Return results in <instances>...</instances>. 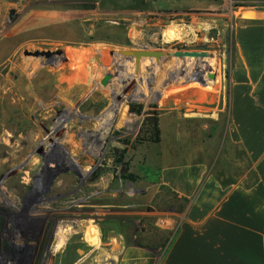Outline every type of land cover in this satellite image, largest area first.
<instances>
[{"label": "rangeland", "instance_id": "1", "mask_svg": "<svg viewBox=\"0 0 264 264\" xmlns=\"http://www.w3.org/2000/svg\"><path fill=\"white\" fill-rule=\"evenodd\" d=\"M91 2L104 13L77 28L74 41L31 39L20 48L6 41L19 20L9 22L6 9L0 8V264H113L114 246L120 243L159 244L166 237L162 226L170 207L153 195L150 185L164 144L145 141L146 119L156 116L161 129L160 120L174 103L181 116L202 112L200 100L194 102L198 92H212L228 76L234 21L245 12L264 11V3L237 9L208 2ZM17 9L22 19L25 11ZM165 31L179 36L165 38ZM134 46L165 49L167 55L159 73L153 61H142V84L132 101L116 106L103 125L113 111L112 91L123 86L116 81L126 83L133 68L109 52ZM56 49L63 55H24ZM180 49L211 56L185 59L180 68L169 54ZM209 70L217 81L206 78ZM108 72H119V78L105 88L99 81ZM181 129L188 134L189 153L202 156L196 126L188 123ZM208 145L212 157L236 154L228 144L220 151L221 144L205 143V149ZM97 168L110 172L88 184ZM66 171L72 179L64 176ZM53 177L64 179L50 188Z\"/></svg>", "mask_w": 264, "mask_h": 264}, {"label": "crops", "instance_id": "2", "mask_svg": "<svg viewBox=\"0 0 264 264\" xmlns=\"http://www.w3.org/2000/svg\"><path fill=\"white\" fill-rule=\"evenodd\" d=\"M0 8L14 9L19 20L6 38L14 48L31 39L74 41L77 28L104 13L91 0H0ZM231 33L228 76L212 92H198L202 112L181 116L174 103L160 120L164 147L150 188L170 207L166 237L150 247L114 246L113 264H264V11L242 14ZM188 123L200 133V157L188 151L181 129ZM212 141L236 154L210 156L204 145Z\"/></svg>", "mask_w": 264, "mask_h": 264}, {"label": "water", "instance_id": "3", "mask_svg": "<svg viewBox=\"0 0 264 264\" xmlns=\"http://www.w3.org/2000/svg\"><path fill=\"white\" fill-rule=\"evenodd\" d=\"M16 17V13L14 9H11L8 13V21L12 22ZM62 49H56L54 51H33L28 52L25 51V56L30 57H44V58H52L55 55L61 56L63 55ZM110 56L117 57L120 59L121 63L130 62L133 64L132 74L130 79L124 83L118 79L117 82L121 83L123 86L116 92L111 94V98H114V103H116L117 107H120L124 101L131 102L130 99L133 93L136 91L138 85L142 84V79L140 78L141 73V63L142 61H153L156 72H160L162 60L166 57L167 51L165 49H149L148 47L134 46L133 49H115L109 52ZM171 57L177 60L178 67L182 68L185 63V59H198L211 56L209 52L203 51H189V50H171L169 51ZM117 67L115 64L110 66V69L116 70ZM122 70L121 68H119ZM119 78L118 72L116 73H105L103 77L100 79L99 84L102 87H107L108 85H114V79ZM206 78L209 81H215L216 75L213 71L209 70L206 74ZM114 95V96H113Z\"/></svg>", "mask_w": 264, "mask_h": 264}, {"label": "built area", "instance_id": "4", "mask_svg": "<svg viewBox=\"0 0 264 264\" xmlns=\"http://www.w3.org/2000/svg\"><path fill=\"white\" fill-rule=\"evenodd\" d=\"M95 2H103L105 0H94ZM164 1H170V2H195V3H201V2H208V3H216L220 6H228L230 8H237L242 9L245 5L249 4H260L264 3V0H164Z\"/></svg>", "mask_w": 264, "mask_h": 264}, {"label": "trees", "instance_id": "5", "mask_svg": "<svg viewBox=\"0 0 264 264\" xmlns=\"http://www.w3.org/2000/svg\"><path fill=\"white\" fill-rule=\"evenodd\" d=\"M142 112L141 107H138L136 109V113L140 114ZM146 122L148 123L146 131H144L145 134V141L149 143H159L160 142V129H159V120L156 116H150L148 115V118L146 119ZM131 180H133V177H129Z\"/></svg>", "mask_w": 264, "mask_h": 264}, {"label": "flooded vegetation", "instance_id": "6", "mask_svg": "<svg viewBox=\"0 0 264 264\" xmlns=\"http://www.w3.org/2000/svg\"><path fill=\"white\" fill-rule=\"evenodd\" d=\"M17 19V16L15 17V19L13 20V21H15ZM12 21V22H13ZM160 143V142H159ZM159 143H155V145L156 144H159ZM122 154L118 157V158H116V160H117V162L119 163V162H122ZM102 172H110L109 170H101V169H98L97 168V170H93L89 175H88V178H87V183L88 184H92V183H96L97 182V180L99 179V177H100V175L102 174ZM64 176H66V177H69L70 176V173L68 172V171H66L65 173H64ZM69 178H71L72 179V177L70 176ZM64 178L63 177H61V178H57V177H53V178H51L50 179V184H49V187L51 188V187H53L54 185H55V183L57 184V183H59V182H61L62 180H63ZM57 181V182H56ZM121 181V180H120ZM64 197V196H63Z\"/></svg>", "mask_w": 264, "mask_h": 264}, {"label": "bare ground", "instance_id": "7", "mask_svg": "<svg viewBox=\"0 0 264 264\" xmlns=\"http://www.w3.org/2000/svg\"><path fill=\"white\" fill-rule=\"evenodd\" d=\"M164 35H165V38H168V39H169V38H170V39H172V38H173V39H176V38H178V36H179V35L176 34L175 32H173V33H172V32H168V33L166 34V31H165ZM76 53H77V52H76ZM89 53H90V52H89ZM89 53H88V54H89ZM74 55H75V53H74ZM86 56H87V55H86ZM104 56H105V55H104ZM77 58H78V57H77ZM78 59H79V58H78ZM87 59H88V58H87ZM103 60L106 61V59H103ZM105 61H104V62H105ZM104 62H103V63H104ZM109 62H110V61H109ZM106 63H108V62H106ZM111 63H112V62H111ZM105 65H109V64H105ZM109 66H111V65H109ZM104 67H105V66H104ZM77 69H78V68H77ZM79 69H80V68H79ZM85 73H86V72H85ZM118 73H119V72H118ZM122 74H123V72H122ZM80 77H81V76H80ZM122 78H123V77H122ZM82 80H83V79H82ZM84 80H85V79H84ZM84 80H83V81H84ZM115 80H116V79H115ZM124 80H125V79H124ZM120 81H121V80H120ZM181 82H182V81H181ZM205 82H206V81H205ZM97 83H98V82H97ZM116 83H117V81H116ZM201 83H202V82H201ZM204 84H205V83H204ZM109 87H110V86H109ZM105 88H107V87H105ZM113 88H114V87H113ZM175 88H176V87H175ZM103 89H104V88H103ZM110 89H111V88H110ZM104 90H106V89H104ZM107 92H108V91H107ZM110 93H111V92H110ZM110 93H109V94H110ZM112 93H114V95L117 94L116 92H113V91H112ZM114 95H113V96H114ZM140 95H141V94H140ZM134 96H135V95H134ZM135 98H136V97H135ZM73 99H74V98H73ZM110 100H111V99H110ZM110 100H109V101H110ZM112 100L114 101V98H112ZM131 100H132V99H131ZM113 101H112V102H113ZM79 102H80V101H79ZM88 103H89V102H88ZM92 103H93V102H92ZM110 103H111V102H110ZM112 104H113V111H111V112L109 113V115H107L106 117H104L105 119H103V120L101 121V124H103V125L108 124V122H109L108 119H110V115H111L112 113L115 112V111H114V108H116V105H117V104L114 103V102H113ZM109 109H110V108H109ZM111 110H112V109H111ZM116 110H117V109H116ZM107 112H109V110H108ZM107 126H108V125H107ZM102 127H103V126H102ZM56 133H57V130H56ZM48 144H49V143H48ZM92 145H93V144H92ZM89 151H90V150H89ZM60 245H61V244H60ZM60 245H59V246H60ZM57 248H58V246H57ZM19 250H20V249H19Z\"/></svg>", "mask_w": 264, "mask_h": 264}]
</instances>
